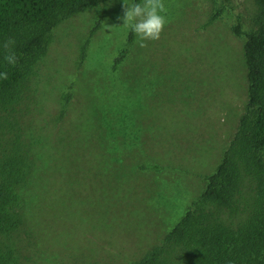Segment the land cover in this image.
I'll return each instance as SVG.
<instances>
[{
  "label": "rangeland",
  "instance_id": "obj_1",
  "mask_svg": "<svg viewBox=\"0 0 264 264\" xmlns=\"http://www.w3.org/2000/svg\"><path fill=\"white\" fill-rule=\"evenodd\" d=\"M163 2L168 22L146 48L123 24L134 0H99L58 23L3 113L30 169L28 234L3 237L17 264H132L198 200L254 116L246 37L233 26L258 29L255 1ZM244 185L228 220L252 202Z\"/></svg>",
  "mask_w": 264,
  "mask_h": 264
},
{
  "label": "trees",
  "instance_id": "obj_2",
  "mask_svg": "<svg viewBox=\"0 0 264 264\" xmlns=\"http://www.w3.org/2000/svg\"><path fill=\"white\" fill-rule=\"evenodd\" d=\"M98 1L0 0V72L7 71L9 76L0 79V264L18 263L13 241L9 244L4 238L21 231L28 234L24 207L29 201L25 187L30 177L26 158L7 130L12 122L2 115L21 98L28 77L46 52L52 29ZM254 1L258 29L243 33L236 24L233 31L246 37L247 109L254 107L255 114L251 119L248 113L243 115L242 130L216 169L206 175V186L198 200L161 243L132 264H264V0ZM9 38L15 40L14 51L19 58L14 67L4 60L3 44ZM126 50H121L116 61ZM148 167L158 169L154 164ZM245 182L250 184L252 202L240 210L244 212L240 220H228L224 214L233 217L239 212Z\"/></svg>",
  "mask_w": 264,
  "mask_h": 264
},
{
  "label": "clouds",
  "instance_id": "obj_3",
  "mask_svg": "<svg viewBox=\"0 0 264 264\" xmlns=\"http://www.w3.org/2000/svg\"><path fill=\"white\" fill-rule=\"evenodd\" d=\"M123 24L136 34V43L140 48H146L147 42L160 39L167 24L168 11L163 0H143V3L125 4ZM15 40L9 38L3 44L4 60L7 65L16 66L18 56L14 51ZM8 72H0V79L7 80Z\"/></svg>",
  "mask_w": 264,
  "mask_h": 264
}]
</instances>
